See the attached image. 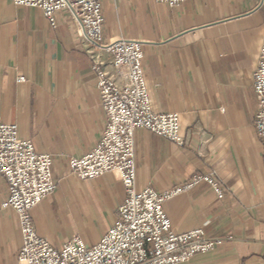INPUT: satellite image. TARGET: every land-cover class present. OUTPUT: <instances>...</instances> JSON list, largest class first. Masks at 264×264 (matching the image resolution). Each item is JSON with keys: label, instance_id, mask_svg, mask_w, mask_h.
<instances>
[{"label": "crops", "instance_id": "obj_1", "mask_svg": "<svg viewBox=\"0 0 264 264\" xmlns=\"http://www.w3.org/2000/svg\"><path fill=\"white\" fill-rule=\"evenodd\" d=\"M103 40L92 45L72 10L52 28L38 9L0 0V119L54 159L57 188L31 212L39 237L61 249L74 238L97 245L119 220L127 193L119 176L82 181L69 161L89 154L107 127L92 70L99 64L117 86L104 47L140 42L157 113L178 114L184 147L145 130L135 134L136 190L172 192L214 174L224 199L202 183L163 205L174 234L203 229L216 248L184 264H264V143L255 125L253 75L264 43V0H104ZM24 78V83H18ZM0 264H18L19 219L2 208Z\"/></svg>", "mask_w": 264, "mask_h": 264}, {"label": "built area", "instance_id": "obj_2", "mask_svg": "<svg viewBox=\"0 0 264 264\" xmlns=\"http://www.w3.org/2000/svg\"><path fill=\"white\" fill-rule=\"evenodd\" d=\"M12 1L17 7L41 10L52 28L58 27V15L63 10L74 11L85 38L100 47L104 0ZM186 1L155 0L170 8ZM104 49L112 56L115 72L122 78L123 85L117 86L99 64L92 66L107 127L98 145L89 154L71 159L69 167L82 181H93L109 173L119 176L127 193V199L119 208L120 220L91 248L79 237L61 249L39 237L31 212L57 188L54 159L49 154L38 153L32 142L22 139L17 125L0 119V174L8 188L2 208L14 211L19 219L22 246L18 264H184L197 255L212 252L217 246L218 240L210 238L203 229L174 234L163 209L166 202L202 183L210 186L218 199H224L222 184L214 174L195 177L172 192L136 190V132L145 130L177 147H184L181 118L178 114L154 111L140 42L123 39ZM253 81L260 108L255 130L264 143V43ZM24 82V78L18 79V83Z\"/></svg>", "mask_w": 264, "mask_h": 264}]
</instances>
